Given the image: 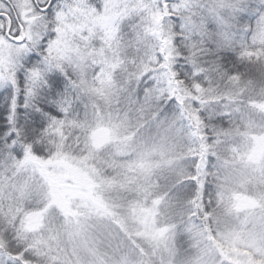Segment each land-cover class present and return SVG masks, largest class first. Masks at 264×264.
<instances>
[{
    "label": "snow or ice",
    "instance_id": "6c2138e0",
    "mask_svg": "<svg viewBox=\"0 0 264 264\" xmlns=\"http://www.w3.org/2000/svg\"><path fill=\"white\" fill-rule=\"evenodd\" d=\"M0 264H264V0H0Z\"/></svg>",
    "mask_w": 264,
    "mask_h": 264
}]
</instances>
